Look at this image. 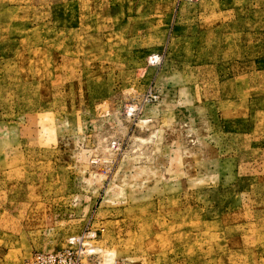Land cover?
<instances>
[{
  "label": "rangeland",
  "instance_id": "1",
  "mask_svg": "<svg viewBox=\"0 0 264 264\" xmlns=\"http://www.w3.org/2000/svg\"><path fill=\"white\" fill-rule=\"evenodd\" d=\"M87 232L264 264V0H0V264Z\"/></svg>",
  "mask_w": 264,
  "mask_h": 264
},
{
  "label": "built area",
  "instance_id": "2",
  "mask_svg": "<svg viewBox=\"0 0 264 264\" xmlns=\"http://www.w3.org/2000/svg\"><path fill=\"white\" fill-rule=\"evenodd\" d=\"M95 235V232H87L73 237L72 246L59 251H37L27 259L26 264H76V260H81L84 253H89V251H91L90 254L93 253L91 249H87V238L95 237Z\"/></svg>",
  "mask_w": 264,
  "mask_h": 264
}]
</instances>
